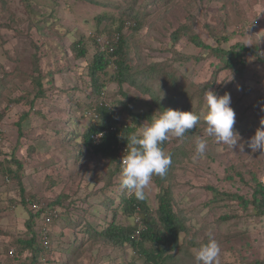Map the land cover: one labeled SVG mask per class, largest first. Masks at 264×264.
<instances>
[{
  "label": "rangeland",
  "instance_id": "rangeland-1",
  "mask_svg": "<svg viewBox=\"0 0 264 264\" xmlns=\"http://www.w3.org/2000/svg\"><path fill=\"white\" fill-rule=\"evenodd\" d=\"M183 24L188 30L174 39ZM116 33L126 41L123 55L105 54L109 64L94 82L92 63L101 50L96 36ZM192 33L213 48L244 43L264 56V0H0V264H34L33 252L15 257L14 240L29 237V211L52 205L59 195L66 212L53 224L51 249L38 253L36 264H67L75 256V264H143L128 243L115 246L104 236L94 242L90 237L113 221L133 225L116 158L95 153L84 142L91 124L103 118L93 110L101 105L131 123L134 132L167 108L199 117L184 138L170 135L163 142L172 164L166 176L154 175L145 191L153 231L163 230L157 216L164 193L186 225L179 254L167 264H197L194 253L208 231L218 242L232 241L224 245L219 264H242L236 248L245 241L252 243L251 257L264 260V214L225 194L251 198L254 177L264 182V152L253 153L246 143L264 118V63L247 53L246 74L238 78L212 49L195 45ZM81 48L84 56L78 54ZM119 58L127 66L122 84ZM36 59L45 89L39 98ZM207 90L230 94L243 152L207 135ZM140 113L149 116L134 120ZM198 139L207 143L203 157L195 151ZM31 222L36 232L45 224L42 217ZM192 240L197 246L186 247Z\"/></svg>",
  "mask_w": 264,
  "mask_h": 264
},
{
  "label": "trees",
  "instance_id": "trees-1",
  "mask_svg": "<svg viewBox=\"0 0 264 264\" xmlns=\"http://www.w3.org/2000/svg\"><path fill=\"white\" fill-rule=\"evenodd\" d=\"M188 27L186 24H183L178 30L173 33L174 39H179L181 34L186 32ZM110 46L107 49L100 48V53L96 54L92 63L91 68V76L94 82H97L98 71H103L107 65L109 64V60L105 54H113L119 55L122 57L123 52H121L126 43L125 39L121 37L120 33H116L113 36L109 37ZM228 37H225V40ZM191 41L199 46L204 48H210L214 51L215 54L221 57L222 64H224L225 69H230L235 73L238 78H243L246 74V55L251 52L257 56V61L260 63H264V56L260 53V48L255 46L248 47L244 43H237L233 47L229 49H225L222 47H211L210 45L202 42L200 37L192 33ZM114 47L111 51L110 48ZM78 54L84 56L86 54V49L81 48L78 51ZM118 65V81L119 84L123 83L124 73L127 68L123 59L119 58L117 60ZM34 70L37 73L34 79V83L37 87L35 98L43 97L45 95V89L43 87V83L41 80L42 71L39 65V60L36 59ZM242 88L245 90L251 89L249 86H246L244 82H242ZM33 105V103H32ZM95 108V116L98 114L103 116L100 122L93 123L88 128L86 134L84 135V142L88 148H92L95 153H101L102 155H108V157L112 158L115 162L117 161L120 165L119 161V150L122 145H127L126 139H121V136H128L135 131L134 126L132 124L123 123L121 118L116 117V113H114L109 107L101 105L99 107L94 106ZM28 114L25 115L27 117ZM148 114H142L134 116V120H138V117H144ZM94 116V119H95ZM149 116V115H148ZM146 117V116H145ZM151 119V118H150ZM19 126L22 125L21 121L17 123ZM103 133V137L100 138L98 145L94 144V135L97 133ZM114 157V158H113ZM20 164V162H18ZM21 165V164H20ZM11 170V169H9ZM121 174V172H120ZM230 179H233V176H227ZM253 181L255 182L253 193L251 198H247L244 195H239L236 193H225L227 196L237 199L240 204L243 205L244 208H248L249 205H252L258 215L264 214V182L254 177ZM121 186V184H120ZM212 190V193L219 194L220 190L214 186L209 187ZM25 192V188L21 185V193ZM121 194L126 198V202L129 207L127 208L128 217L132 219L133 225L124 224L120 222H111L109 226L103 229L101 232H95V234L91 235L92 242L100 241L102 236L111 240L115 246L119 245H128V248L132 250L138 251V254L143 259V264H167V261H171L176 258L179 253V246L182 245L181 235L180 233L186 229V225L178 218L175 211L173 210L172 203L170 200V195L167 193L159 194V208H158V220L163 226V230L161 231H153L154 224L150 221L149 216L145 217V221L147 224V228L141 231L139 234L137 233L136 222L134 221V212L136 207H141V210L146 213L145 205L146 198L144 200H138L134 195H130L127 193V190L123 191ZM74 203H71L68 207L69 214L71 213L70 208ZM38 204L35 203L33 206ZM63 207V208H62ZM64 205H63V195L57 196L56 200L50 206H40L37 209H31L29 211V219L26 221L25 227L27 228V233L29 237H25L23 235H19L14 240V248L16 250L15 257H18V254H23L26 251L33 252L32 261L34 264L38 262V253H44L51 248V238L53 234V224L58 221L57 219H61L64 213ZM126 211V210H125ZM66 212V211H65ZM148 213V212H147ZM149 215V214H148ZM146 216V215H145ZM42 217V221L45 224H40L39 229L36 232L35 227L32 224V220L36 218ZM227 216H222V218H226ZM234 237V236H230ZM226 242L217 241L220 246V253L224 248V245L227 243L231 244L229 237H227ZM146 241H151L153 243V247L149 248L145 246ZM207 241V238H206ZM126 243V244H125ZM128 243V244H127ZM195 240H192L191 244L186 246L190 248L191 245L197 246ZM205 243V242H204ZM74 245H70V249L73 248ZM68 248V249H69ZM235 249V247H232ZM239 258L242 259V264H264V260L255 259V257H251L250 253L253 251L252 243L249 241L242 242L236 248ZM12 250V249H11ZM10 250V251H11ZM67 252H69L67 250ZM79 253V252H78ZM14 254V250L10 255ZM75 259L69 258L67 260V264H75L78 261ZM222 264V263H221Z\"/></svg>",
  "mask_w": 264,
  "mask_h": 264
},
{
  "label": "clouds",
  "instance_id": "clouds-1",
  "mask_svg": "<svg viewBox=\"0 0 264 264\" xmlns=\"http://www.w3.org/2000/svg\"><path fill=\"white\" fill-rule=\"evenodd\" d=\"M98 44L102 47L99 42ZM204 99L207 106L204 114L207 135L214 137L217 144H225L232 149L239 147L240 151L243 152L244 143L238 144L242 138L233 127L235 111L231 107L230 94L217 95L214 91L207 90ZM93 110L95 112V108ZM198 121L199 117L192 111L167 108L158 115L154 113L149 122L141 124L142 127L138 132L121 136V139L127 140V145H125L127 151L121 157L120 147L118 153L121 167L120 184L122 190L120 193L127 190V193L134 195L136 199L144 200L146 188L149 186L152 177L154 175L166 176L172 164L171 154L165 152L161 147L163 142L168 140L170 135L184 138L185 133L196 127ZM260 125L255 134L246 142L247 147L253 153L264 152V118H261ZM103 135L99 132L98 137L102 138ZM98 143L94 141L95 145ZM206 149V141L198 139L195 148L196 153L203 157ZM145 215L146 213L141 210V207H136L133 216L137 224L138 234L147 228ZM137 217L141 218L140 222L136 221ZM206 235L207 241L202 243L194 253L195 260L197 264H219L220 246L211 231H208Z\"/></svg>",
  "mask_w": 264,
  "mask_h": 264
},
{
  "label": "built area",
  "instance_id": "built-area-1",
  "mask_svg": "<svg viewBox=\"0 0 264 264\" xmlns=\"http://www.w3.org/2000/svg\"><path fill=\"white\" fill-rule=\"evenodd\" d=\"M97 41L101 44L102 48L103 49H107L109 46H110V40L107 36H97ZM114 49V47H111L110 50L112 51ZM99 134V133H98ZM98 134H95L93 137H94V140L96 143H98L100 141V138L98 137ZM127 146L123 145L121 146V157L123 155L124 152L127 151ZM120 157V159H121ZM136 221L137 222H140L141 221V218L140 217H137L136 218ZM11 253L13 252V249L10 251Z\"/></svg>",
  "mask_w": 264,
  "mask_h": 264
},
{
  "label": "crops",
  "instance_id": "crops-1",
  "mask_svg": "<svg viewBox=\"0 0 264 264\" xmlns=\"http://www.w3.org/2000/svg\"><path fill=\"white\" fill-rule=\"evenodd\" d=\"M73 211V210H72ZM66 225V224H65Z\"/></svg>",
  "mask_w": 264,
  "mask_h": 264
}]
</instances>
